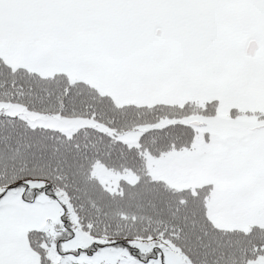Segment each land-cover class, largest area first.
Masks as SVG:
<instances>
[{"label":"snow or ice","instance_id":"1","mask_svg":"<svg viewBox=\"0 0 264 264\" xmlns=\"http://www.w3.org/2000/svg\"><path fill=\"white\" fill-rule=\"evenodd\" d=\"M0 264H264V0H0Z\"/></svg>","mask_w":264,"mask_h":264}]
</instances>
